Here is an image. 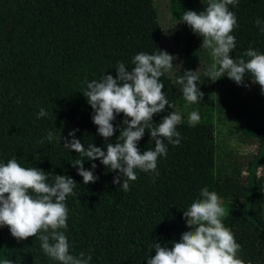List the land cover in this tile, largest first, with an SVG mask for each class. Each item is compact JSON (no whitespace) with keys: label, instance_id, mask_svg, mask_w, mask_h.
I'll return each instance as SVG.
<instances>
[{"label":"trees","instance_id":"obj_1","mask_svg":"<svg viewBox=\"0 0 264 264\" xmlns=\"http://www.w3.org/2000/svg\"><path fill=\"white\" fill-rule=\"evenodd\" d=\"M228 7L238 25L232 33L236 45L231 57L247 60L244 53L250 48L264 53V0H238ZM159 50L167 47L156 0H0V163L16 158L23 167L45 171L50 182L55 175L76 182L75 194L66 199L68 227L60 231L68 237L70 254L90 255L89 264H147L155 256L156 243L173 247L191 230L183 211L202 198L201 190L211 182L220 198L241 200L236 216L247 220L254 240L264 247V176L254 177L264 162V121L242 131L258 143L243 186L234 176L217 173L216 125L211 119L190 126L182 118L177 126L181 143L165 141L167 155L158 158L156 171L137 170L127 192L113 183L119 171L107 169L99 159L83 158L86 170L97 165L95 183L84 184L79 166L73 167L82 157L63 147L65 137L72 139L69 132L78 129L75 137L85 148L92 143L106 152V144L118 142L120 129L126 127L121 113L113 121L116 132L111 138L98 134L94 110L83 94L85 82L104 75L116 78L119 63L130 71L137 53ZM175 80L169 72L161 77L163 91L175 107L155 114L153 126L170 112L179 113L181 92ZM41 108L48 115L37 118ZM49 131L62 137L60 143L47 139ZM138 147L141 152L154 150L150 131ZM223 223L232 226L231 221ZM4 260L60 264L43 252L38 236L18 240L7 226L0 227V264Z\"/></svg>","mask_w":264,"mask_h":264},{"label":"clouds","instance_id":"obj_2","mask_svg":"<svg viewBox=\"0 0 264 264\" xmlns=\"http://www.w3.org/2000/svg\"><path fill=\"white\" fill-rule=\"evenodd\" d=\"M237 4L238 0H209L204 11H184L181 22L203 38L201 48L208 50L211 58L205 72L208 78L216 81L227 75L238 85H243L245 77L251 74L252 83L259 84L264 92V53L250 48L244 53L249 58L247 60L243 57L233 59L230 55L236 45L232 33L238 25L235 13L228 6ZM256 23L260 25L259 20ZM261 31L264 32V27ZM175 59L164 50L156 54L139 52L132 58L134 67L130 71L121 62L116 68V78L104 75L99 81L85 82L83 94L94 110L92 119L98 126V134L105 140L111 138L116 132L113 121L121 113L125 116L123 124L126 127L120 129L118 142L106 144V152L92 143L85 148L75 137L78 129L69 132L71 140L64 138L63 147L82 157L72 164L73 167L79 166L78 174L83 177L84 184L95 183L98 177L93 171L97 165L93 163L92 170H86L83 158L90 161L99 159L107 169L118 170L120 175L114 178L113 183L120 186L119 190L127 192L130 190L129 182L137 179V170L145 173L156 171L158 158L167 155L165 141L173 146L181 143L177 126L182 117L176 111L165 115L153 126L155 114L165 111L166 106L175 107L169 103L161 82V77L173 69ZM198 80L197 71L191 70L177 80L182 96L189 104H196L203 98ZM47 115L41 108L37 118ZM200 119L199 113L192 111L188 122L190 126H196ZM146 130L150 131L155 148L141 152L138 142ZM54 138L60 143L62 137H54L49 131L47 139L52 141ZM76 185L72 178L62 175H55L50 182L45 171L23 167L16 158L0 163V227H9L12 236L18 240L38 236L43 252L60 264H89L90 255L86 256L84 252L78 257L70 254L68 237L60 231L68 227L66 199L75 194ZM200 197L183 211L191 230L184 232L181 240L173 242L171 248L156 243L155 256H151L147 264H245L238 258L241 245L223 223L226 214L221 198L207 187L201 190ZM3 264L12 262L4 260Z\"/></svg>","mask_w":264,"mask_h":264},{"label":"rangeland","instance_id":"obj_3","mask_svg":"<svg viewBox=\"0 0 264 264\" xmlns=\"http://www.w3.org/2000/svg\"><path fill=\"white\" fill-rule=\"evenodd\" d=\"M209 0H156L160 12V22L163 29V39L168 53L176 57L173 69L169 73L176 78L175 83L181 92L178 78L184 72L197 71V82L203 98L196 104H189L183 98L182 92L177 96L178 110L182 118L189 120V114L197 111L203 120L211 119L216 125L218 160L217 173L230 174L235 177L238 185L247 184V165L257 154L258 143L246 139L243 130L252 124L264 121V92L259 84L245 78L243 85L227 77V75L212 81L205 75L211 63L208 50L201 48L203 38L194 33L190 26L181 22L184 11L197 13L206 10ZM258 178L264 176V162L256 168ZM254 177L249 183L254 182ZM205 187L214 191V183ZM225 209L223 222L231 221V232L236 242L241 245L238 258L248 264H264V247L257 243L252 235L247 220L237 217L241 211V200L222 199ZM249 202L244 206V213ZM245 215V214H244Z\"/></svg>","mask_w":264,"mask_h":264}]
</instances>
